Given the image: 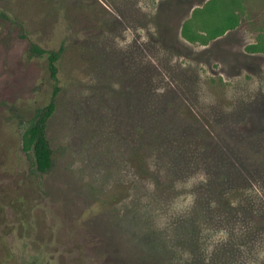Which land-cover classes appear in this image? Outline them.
<instances>
[{
  "label": "rangeland",
  "instance_id": "obj_1",
  "mask_svg": "<svg viewBox=\"0 0 264 264\" xmlns=\"http://www.w3.org/2000/svg\"><path fill=\"white\" fill-rule=\"evenodd\" d=\"M32 44L64 48L46 174L22 150L55 85ZM262 45L264 0H0V264H264ZM145 117L169 135L149 150Z\"/></svg>",
  "mask_w": 264,
  "mask_h": 264
},
{
  "label": "trees",
  "instance_id": "obj_2",
  "mask_svg": "<svg viewBox=\"0 0 264 264\" xmlns=\"http://www.w3.org/2000/svg\"><path fill=\"white\" fill-rule=\"evenodd\" d=\"M227 21H228L227 23L228 27H230V25H232L233 23V18L229 17ZM183 30H184V35H186L187 38L193 39L192 35H190L189 33L187 23L184 25ZM219 34H221V31L210 32L211 38H216L217 35ZM253 47L256 49L264 50L263 45L253 46ZM63 51H64L63 46H61L58 50H50V51L45 50L36 44H32L30 47V52L34 56L47 55L50 77L55 82L54 90L52 93V99L50 100V102L47 105L38 108L35 111L34 115L30 119H28V121L24 122L21 126L22 150L30 157L33 172L35 174L37 173L46 174L53 167V152L51 149V145L47 133H48L49 122L57 109L56 98L58 97L60 91V87L57 84L58 71H59L58 61L61 58ZM154 120L155 119L152 117H148V118L145 117L144 126H142V130L144 134L142 145L146 150L150 149L149 146L153 145L156 147V144L161 142V138L159 135H164V136L168 135L164 133L166 131L161 132L157 130L158 126H154L153 123ZM132 152L135 153L136 151H132ZM180 156H182L183 159L180 158ZM170 157H172L175 160V164L179 163L178 160L190 164H193L195 162V156L193 153L184 154V153H180L179 151H175L174 153L170 154ZM149 161H151L150 158L144 157L143 154V157L140 160L141 168L143 169L144 172L150 171L149 173L151 174L153 171L151 172L149 168V164L151 163ZM207 165L209 166L207 167L208 169H210V172L211 170L212 171L215 170L214 165L211 163V160L207 161ZM224 204L230 206V204L226 203V201H224ZM197 206H198L197 203L193 204L192 208H190L189 211L184 215V220H179V217L178 219L177 218L175 219L177 222H183L185 224L182 225V229H181L182 232H177L178 229H176L175 237H177V240L178 237L180 240H182L181 242L185 244V245L182 244L184 247L187 246L189 247L190 249L189 253H191V256H197L195 254L196 253L195 251L198 249L197 247L199 246V241H200L197 235L199 230V225H198L199 216L201 212L199 208H197ZM191 258L192 260L190 261V263L194 261V258L193 257Z\"/></svg>",
  "mask_w": 264,
  "mask_h": 264
}]
</instances>
